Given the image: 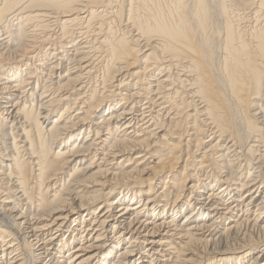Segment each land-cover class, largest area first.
<instances>
[{"label": "bare ground", "instance_id": "obj_1", "mask_svg": "<svg viewBox=\"0 0 264 264\" xmlns=\"http://www.w3.org/2000/svg\"><path fill=\"white\" fill-rule=\"evenodd\" d=\"M127 1L2 0L0 264H106L115 251L110 264H192L209 252L223 264H260L264 0H217L225 7L216 33L213 0H176L168 13L146 19L128 2L120 37L112 23ZM229 8L250 14L246 39ZM21 66L44 68L46 80L22 79ZM4 73L15 85H5ZM32 79L35 87L26 89ZM98 93L116 95L114 104L94 100ZM55 106L65 108L48 127ZM76 125L89 126L84 141ZM244 165L251 168L240 184ZM67 249L68 263L58 262Z\"/></svg>", "mask_w": 264, "mask_h": 264}, {"label": "rangeland", "instance_id": "obj_2", "mask_svg": "<svg viewBox=\"0 0 264 264\" xmlns=\"http://www.w3.org/2000/svg\"><path fill=\"white\" fill-rule=\"evenodd\" d=\"M132 1H134V2H132ZM132 1H127V2H125L126 4H124V6L125 7H123L122 5H120L119 6V13L121 14L122 12L121 11H123V10H125V8H126V10H129V3H133L135 6H138V15H139V17H143L142 19H146V16L147 17H149V18H151V15L153 14L154 15V13L155 14H159V13H168L169 11H170V9L173 7V5H174V3H175V1L176 0H132ZM215 1V2H214ZM129 2V3H128ZM217 0H213V2H212V4H214L213 5V7H212V17L214 16V18H213V23H212V29H211V32L213 31V33L215 32L216 33V31H217V29L219 28H221V27H223V23H224V21H223V19H220V10L219 9H222L221 7L223 6V7H225L223 4H222V6H221V4L220 5H218L217 3ZM2 4V0H0V5ZM162 6V7H161ZM215 6V7H214ZM218 6H219V8H218ZM141 7V8H140ZM164 7V8H163ZM230 7V6H229ZM121 8H124L123 10L121 9ZM214 8V9H213ZM217 8V9H216ZM216 9V10H215ZM233 10V11H232ZM159 11V12H158ZM214 11H216V12H214ZM237 10L235 9L234 10V8L232 9V8H229V10H228V12H227V14H228V19H229V21H230V23L231 24H233V25H235L237 28H240L239 29V31L241 32V33H244V34H242L243 36V39H246L247 38V36H248V34H249V29H250V27H251V19L249 18V16L248 15H250V14H247V13H242L241 11L240 12H237ZM218 13V14H217ZM235 13V14H234ZM117 15L118 17H116V19H115V23H112V27L114 28V31L116 30V32H117V30H118V35H120V37H122L123 36V33H122V31L125 29V25H126V22L128 21V17H127V15H128V13L126 12V11H124L121 15H122V17L121 18H119L121 15ZM151 14V15H150ZM237 14V15H236ZM246 14V15H245ZM233 15V16H232ZM235 15V16H234ZM217 16V17H216ZM243 17V18H242ZM118 18H119V20L121 21L120 23H118L119 22V20H118ZM148 18V19H149ZM217 18V19H216ZM218 18H219V22H218ZM232 18V19H231ZM215 19L217 20V21H215ZM242 19V20H241ZM244 19V20H243ZM247 19V20H246ZM250 19V22H248V20ZM221 20L223 21V22H221ZM237 20V21H236ZM124 23H123V22ZM134 21V20H133ZM132 21V22H133ZM245 23H244V22ZM218 22V23H217ZM216 23V24H215ZM249 23H250V25H249ZM221 24V25H220ZM223 24V25H222ZM246 24V25H245ZM116 25V26H115ZM217 25V26H216ZM249 25V26H248ZM220 26V27H219ZM241 26V27H240ZM249 27V28H248ZM120 28V29H119ZM244 28V29H243ZM245 30H248V32L247 31H245ZM243 31V32H242ZM210 33V32H209ZM213 33H212V35H213ZM248 33V34H247ZM246 34V35H245ZM211 35V34H210ZM1 36H3L2 34H0V38H1ZM128 34H126L125 35V37L126 38H128ZM57 44H58V41H57ZM128 45L131 47L132 46V43H128ZM151 48V47H150ZM146 50H149V48H147V49H144L143 50V53L144 52H148V51H146ZM50 54H52L53 53V50H51L50 52H49ZM45 54L44 53H40V56H44ZM52 63L53 62H55L54 60L53 61H51ZM50 62V63H51ZM7 63H10L9 61H6L5 60V62H4V64H7ZM36 68H38L41 72L40 73H37V72H34L33 70H31V69H27L25 66H21L20 67V71L22 72L21 74H20V76H24V77H22V79L24 78V79H27V75H25V73H35L36 74V76H37V80L39 81V82H41L42 80H46V75H48V72H47V70H45L44 68H48V66L47 65H44V68H41L40 69V67L39 66H36ZM138 68V67H137ZM24 69L25 70H27V71H25L24 72ZM110 70V69H109ZM111 70H113V68L111 67ZM43 71V72H42ZM65 69H64V71L62 72V73H65ZM103 73V74H102ZM34 74V75H35ZM105 74V72H103V71H100L99 72V75L100 76H103ZM1 78H5V79H3L4 80V82H6V84L5 85H9L10 87H12L13 85H15V83H16V81H18V80H16L15 78H13L12 76H7V73H4V74H1ZM121 77H116L115 76V78L110 82V86H113V85H117L118 83L116 82V80L117 79H120ZM33 81H34V79H32V80H29V82H31V84L29 85V87H27L26 89H30V87L31 88H33V87H35V83H33ZM4 82H1L2 84H4ZM94 83H96V80H94L93 81V79L92 80H90V82H88V84L89 85H92V86H94ZM2 86L3 85H0V87L2 88ZM20 88H17V90H19ZM108 89V92L110 91V90H115L116 88H113V87H111V89L110 88H107ZM22 91H24V90H21V91H15V92H13L12 94H13V97H12V99H13V102H16V101H18L19 99L18 98H20V97H22V95L23 94H21V92ZM41 92V91H40ZM99 92V91H98ZM25 95H27V94H25ZM97 95V97H95L94 98V100H96L97 102L98 101H100V100H108L109 101V103H112V104H114V100L116 99V95H114V96H112V97H110L108 94L107 95H105V96H102V95H99V93L98 94H96ZM20 101H22V100H20ZM35 102H37V99L35 100ZM64 108L65 107H63V106H55V111L53 112V113H51L50 114V123H49V125H48V127H50L52 124H53V122L55 121V119H57L58 117H59V115H60V113H61V111H63L64 110ZM248 109V108H247ZM106 110V107L104 108V110L103 111H101V112H98L97 113V116H98V118L100 119L101 118V116H103V114H108V112H106L105 111ZM249 110L250 109H248V110H246V111H248L249 112ZM73 115H75V113H73ZM98 119V120H99ZM54 120V121H53ZM75 123H78V122H81V120L80 119H77V120H75L74 121ZM72 124H70V126H71ZM77 126H82L81 128L79 127V129H78V131H74V134L76 133L77 135H78V133H79V130H81V129H83V132H82V135L80 136V135H78L77 136V139L78 138H80V139H78V140H82L84 137H87V135H88V128H89V126H86V125H76L75 127L77 128ZM84 127V128H83ZM203 129V128H202ZM85 130V131H84ZM180 130H181V132L179 131V133H183L186 129L184 128V127H181L180 128ZM204 130V129H203ZM84 133V134H83ZM201 135V134H200ZM91 136H93V134L91 135ZM176 136V138H180V135H175ZM208 136L209 135H204L202 138H204L205 140H208L209 138H208ZM77 139H75L76 141H77ZM75 141V142H76ZM82 141H84V140H82ZM171 143H178V139H171ZM9 142V141H8ZM11 142V141H10ZM217 142V140H215L214 142H213V144H215ZM0 146H1V142H0ZM202 146H205V145H202V144H200V147H202ZM59 148V147H58ZM57 148V149H58ZM208 148V147H207ZM193 149H195L196 151L199 149V148H194L193 147ZM164 150H161L160 151V153H162ZM198 152H200V150L198 151ZM198 152H196L193 156L194 157H196L197 155V153ZM159 154V153H158ZM193 157V158H194ZM186 158V157H185ZM22 160H23V158H22ZM150 161H155L154 163H156L157 162V160H155L154 158H151L150 159ZM149 161V162H150ZM192 162V158L190 159V160H188V161H186L185 163L187 164H190ZM26 163V162H25ZM126 163H128V162H126ZM154 163H152L151 165H153ZM178 166L176 167V169H175V173L177 174L176 175V177L174 176L173 178H177L178 180L181 178V173H182V171H183V169H184V167H183V165H184V163L183 162H181L180 161V163H178L177 164ZM26 168L28 169V168H30V165H28L27 163H26ZM249 168H251V167H248V166H243V172L241 173V175H242V178L239 180L240 182V184H243V183H245L246 181H247V176H248V174L247 173H245V172H247L248 170H249ZM252 168H254V169H256V166H252ZM191 169V168H190ZM96 170V169H95ZM94 170V171H95ZM253 170V169H252ZM135 176H137L138 177V175H135ZM144 177L142 178V176H141V178H140V176L137 178V179H139V180H143V179H149V177L151 178V176L150 175H143ZM163 178H165V176L163 177ZM162 178V179H163ZM136 180V179H135ZM217 180V179H216ZM158 185H160L161 187L160 188H163V183H160L159 182V180L158 181H155ZM186 182H189V179H186ZM189 185H191V183L189 184ZM143 186H146V184L145 185H143ZM142 188V187H141ZM144 189L146 188V187H143ZM153 188V187H152ZM161 190L162 189H160V190H158V193L159 192H161ZM214 190H218V188L216 187V188H214ZM153 191H155V188H154V190ZM153 191H152V193H153ZM188 192V191H187ZM203 192V191H202ZM207 193H208V191H205V193H204V195H206L207 196ZM186 195L189 197L190 195H191V192H190V194H189V192L188 193H186ZM260 196H263L264 195V189H262V192H260V194H259ZM120 196V194L119 193H115L114 195H112V198H111V201H113V200H116V198H118ZM198 197V196H197ZM202 196H200V197H198V199H200ZM146 198H147V196H143V200L145 201L146 200ZM170 200H171V198H170ZM128 204H129V206H136V201H134V202H128L127 204L125 203V204H123V205H116V210L117 209H119L121 206H128ZM162 205H164V203H161ZM189 212V210L188 211H185L182 215H180L179 216V219H177V222L176 223H178V224H181L183 221H184V216L187 214ZM82 215H83V213H82ZM253 216H254V214L251 216V219H253ZM168 216H165V218H167ZM158 219V220H157ZM156 220H154V223H159V222H162V220L163 219H161V218H157ZM160 220V221H159ZM149 221H153L152 219H149ZM229 222H224L221 226H220V228H219V230H218V232H220V231H223L224 229V227H226V225L225 224H228ZM72 225V223H70L68 226H66V227H68V228H64L65 230H64V236H66L67 237V235L68 234H66L67 232H66V230L67 229H69V226H71ZM27 227V226H26ZM152 227V226H151ZM53 231H51L50 233H52ZM217 232V233H218ZM50 233L48 234V236L50 235ZM63 233V232H62ZM61 232L59 233V234H62ZM63 236V237H64ZM110 236V235H109ZM75 245V246H74ZM128 245V244H127ZM127 245H125V246H127ZM79 246V243H75V244H73V246H72V248L73 247H78ZM125 246H122V247H125ZM121 247V248H122ZM120 248V249H121ZM26 249V251L28 252H31V248H25ZM68 251H69V249H67L65 252H62V254L61 253H59V254H57L59 257H58V262L61 260L62 261V263H65V262H67L68 263V261H67V258H66V256H67V254H68ZM115 253L117 254V252L115 251ZM31 254V253H30ZM116 254H115V256H116ZM256 255V254H255ZM257 255H259L260 257H259V259H258V263H264V254H263V252L262 253H260V254H257ZM256 255V256H257ZM114 256V257H115ZM114 257L112 256V260H114ZM219 257V256H218ZM61 258V259H60ZM188 258V257H187ZM111 259H109L110 261L109 262H107L106 264H110V262L112 261ZM196 259V258H195ZM56 260V261H57ZM55 260H54V262H56ZM249 261L250 260H248V263H249ZM214 262H217V264H223V263H220L221 262V260L220 261H217V258H215L214 257V254L213 253H211V252H209V253H207L206 255L204 254V253H202L201 255H200V258H197L196 259V261L195 262H193L192 264H213ZM159 263V262H158ZM66 264V263H65ZM154 264H157L155 261H154ZM243 264H247V263H243Z\"/></svg>", "mask_w": 264, "mask_h": 264}]
</instances>
